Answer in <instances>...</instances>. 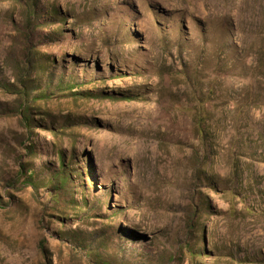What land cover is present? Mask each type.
I'll return each mask as SVG.
<instances>
[{
  "label": "rangeland",
  "instance_id": "obj_1",
  "mask_svg": "<svg viewBox=\"0 0 264 264\" xmlns=\"http://www.w3.org/2000/svg\"><path fill=\"white\" fill-rule=\"evenodd\" d=\"M0 264H264V0H0Z\"/></svg>",
  "mask_w": 264,
  "mask_h": 264
},
{
  "label": "trees",
  "instance_id": "obj_2",
  "mask_svg": "<svg viewBox=\"0 0 264 264\" xmlns=\"http://www.w3.org/2000/svg\"><path fill=\"white\" fill-rule=\"evenodd\" d=\"M30 63H32L31 60H30ZM25 87H26L27 91L24 90L23 93H22L23 94V99H24V102L22 103V106L24 107V111L23 112H25V116H24L25 117V120H26L25 124H26L27 127H31L32 124L34 123V120L35 119H33V118H31L29 116V110H30L29 106H30L31 103H36L38 98H44L46 96L45 95L46 90L44 91V88L41 89V91L38 94L39 97H36L35 98L33 96V93L31 91H29L30 90L29 89L30 87H28L27 84L25 85ZM31 90H34V88H31ZM70 92L73 95H77L81 91L80 90H75V87H73L72 89H70ZM28 96H33L34 99L31 100V101H26L25 102V100H26V98H28ZM35 96H37V95H35ZM35 123H36V121H35ZM42 124L45 127H47V129L52 128V130H53L55 128V125L53 123H52V125H48L46 122H43L42 121ZM68 126H72V125H68ZM29 147L32 148L30 145H29ZM74 162L75 161L73 160L72 162L67 163L66 160H65V158H63V161H62V169L55 171V173L52 175V177H50V179L48 181V183L50 184V187H51V189H50L51 192H53L54 194H60L63 191H66V187L72 181L74 175L75 174H81L76 169L75 170L72 169L71 166L73 164H75ZM33 171L34 170L31 167L26 169V175H25V177H27V179L29 178L26 181L27 184H33V183H31L33 181L32 180L30 181V179L34 177V174L33 173L32 174L30 173V172H33ZM87 171H89V170H87ZM81 175H84V172Z\"/></svg>",
  "mask_w": 264,
  "mask_h": 264
}]
</instances>
